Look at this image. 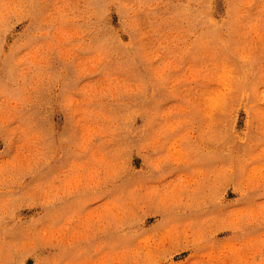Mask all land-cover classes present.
Wrapping results in <instances>:
<instances>
[{
	"label": "rangeland",
	"instance_id": "374dc122",
	"mask_svg": "<svg viewBox=\"0 0 264 264\" xmlns=\"http://www.w3.org/2000/svg\"><path fill=\"white\" fill-rule=\"evenodd\" d=\"M0 264H264V0H0Z\"/></svg>",
	"mask_w": 264,
	"mask_h": 264
}]
</instances>
